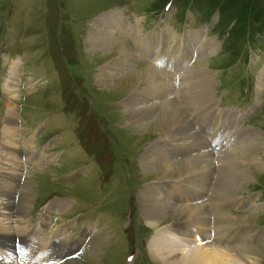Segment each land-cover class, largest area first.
Segmentation results:
<instances>
[{
    "label": "rangeland",
    "instance_id": "1",
    "mask_svg": "<svg viewBox=\"0 0 264 264\" xmlns=\"http://www.w3.org/2000/svg\"><path fill=\"white\" fill-rule=\"evenodd\" d=\"M109 16L113 23L118 22L114 34L137 57L133 71L153 65L166 84L188 77L192 70L199 76L202 70L209 74L214 98L205 108L200 106L195 112L190 108L192 128L205 141L202 135L212 131L208 128L212 121L221 124L229 119L226 114L234 117L231 124L227 121L229 129L221 130L227 131L228 137H213L219 146L212 145L213 149L221 151L208 146L213 155L208 163L215 169L209 189L213 191L220 177H228L221 160L234 157L232 178L246 194L240 199L259 208L231 204L223 210L237 216L260 215L253 227L260 231L258 236L263 232L260 241L245 245L264 252V0H0V169L21 162L19 177L8 173L17 184L10 228L27 225L31 231L38 226L48 233L51 227L47 225L56 224L64 226L57 229L67 230L66 237L71 235L69 241H76L88 225H95L96 229L90 227L92 233L84 247L56 256L48 264H92L98 260L100 264H163L150 245L157 230L168 225H152L140 201L148 188L164 182L157 175L164 165L152 170L142 165L147 149L154 144L158 148L163 140L156 135L133 136L127 126V95L98 83L102 67L116 61V56L107 53L110 48L94 57L88 46L96 30L93 25L102 23L103 27L98 26L101 32L113 30L106 22ZM138 35L149 37L145 41L159 38L161 42L148 54L139 48ZM208 43L212 50L206 49ZM158 50V54L178 52L184 61L189 58L180 67L160 68L154 55ZM15 64L19 67L18 88L13 95L6 85ZM128 72L115 71L120 76L116 83ZM172 90L179 95V89ZM212 104L216 105L214 111ZM12 112L18 130L15 159L1 153L8 148L5 127ZM163 145L178 160L189 161L196 154L188 153L186 146L176 154L166 142ZM29 151H38L46 159L39 165L24 164ZM185 177L167 182L184 190ZM188 187L187 193L200 190ZM209 196L202 201L210 200ZM61 200L67 201L69 208L59 210ZM5 202L0 197V203ZM172 203L183 208L188 201ZM26 208L22 220L24 216L18 213ZM2 218L0 223L5 222ZM173 223L171 228L181 232L188 225L183 229L181 220ZM1 262L22 261L1 258ZM259 263L264 264V259Z\"/></svg>",
    "mask_w": 264,
    "mask_h": 264
},
{
    "label": "bare ground",
    "instance_id": "2",
    "mask_svg": "<svg viewBox=\"0 0 264 264\" xmlns=\"http://www.w3.org/2000/svg\"><path fill=\"white\" fill-rule=\"evenodd\" d=\"M109 18L110 16L106 19V22L108 25H111L113 30L101 32V28H98V26H102V23L95 24L93 26L96 30L90 35V40L88 41L89 49L93 52L94 57L101 54L102 50L110 48L111 50L107 53L112 57L116 56V61L111 64L109 63L108 67H102L98 83L105 87L112 86L117 89L118 93H125L124 96L127 95L125 102L127 105L126 114H129L127 126L132 130L133 136L143 138L146 135H156L163 140L158 148L157 144L148 148L142 161L145 170H152L159 164L165 167L157 171L158 177L164 179V182L155 189L150 190L148 188L140 198L142 205H144L146 216L152 225L161 227L168 225L164 230H157L151 242L150 248L154 252L155 257L161 259L163 264H260L259 260L264 259V252L257 246L245 245L251 241H260V235L263 232L258 236L257 233L260 231L256 232L253 229L260 215L254 212L237 216L223 210L231 206V204H233L232 206L239 204L248 205L252 210L253 208H259L256 207L255 203H248L245 199H240L246 194H242L244 192L243 188L240 189L236 180L232 178L234 173L231 172L236 170L235 158L230 156L228 158L224 157V159L221 158L223 171L225 170V174L228 177L217 178L216 185L212 186L213 191H211L209 185H211V179H214L213 170L215 169H213L214 164L208 163L213 157L209 148L214 151L221 150L213 149L212 145L214 147L219 146L218 143L213 142L214 140L211 136L209 138L207 135H202L207 139L204 141L192 128L193 120L189 116L190 108L193 112L200 106H204L205 108V104H209L214 98L209 89V74L207 71L202 70L199 72V76L196 74L197 72L193 73L192 70L189 72L188 77H181L182 79H179L181 83L179 88V81H175L174 84L170 83L171 85L166 84V80L164 81L163 77H160V71L153 65H143L139 70L133 71V63L137 57L130 49L126 48L127 44L124 40L116 33L114 34L118 22L113 23L114 19ZM137 39L141 51L148 54H151L154 46L157 45L156 47H158L161 42L159 38L145 41L149 37L143 38L141 35H138ZM211 44L208 43L206 46L208 51L209 49L212 50ZM194 45L196 44L194 43L192 46ZM185 46L187 49L188 45L186 44ZM169 48L171 49V47ZM188 48L190 56V47ZM158 52L159 50L154 55L158 60L160 68L169 66L172 69L173 65L176 68L180 67L189 58L184 61L178 52L161 54H158ZM181 55H184V53H181ZM145 57L151 56L145 54ZM176 58L175 63L170 62V59L174 60ZM18 69L19 67L15 64L13 72L11 71V78L6 85L9 92L13 95L17 94ZM126 70H129L130 73L128 72L121 76L123 78L121 83H116L120 76H117V73L114 72H125ZM107 71H109V74L106 75ZM199 79L201 80L200 83L197 82ZM171 86L180 90L178 96L174 94ZM214 105L210 106L213 111ZM226 115L229 120L233 121L234 117L232 118L229 114ZM210 117L207 116V118ZM7 118L5 136L8 140L10 138V140L8 141V148L3 149L1 153L2 156L14 155L15 159V156L18 155V141L15 140L16 132H18L16 128L17 120L13 112ZM211 125L214 128L216 121H212ZM213 133L221 134L222 136L220 137L223 139L227 136L228 132L215 129ZM152 139L154 138H150L149 140ZM165 142L170 151H174L176 154L182 152L183 150L181 149H185L183 148L184 146H186L187 149L185 150L188 153L196 154L189 161L178 160L176 159L177 157H174L167 151L168 149L163 145ZM180 143H183V145ZM236 144L239 145V143ZM200 151L202 153L204 151V153L200 154ZM36 152L29 151L23 163L42 164L46 157L42 156L43 154L40 155L38 151ZM20 163L18 162L10 169L3 167L0 169L4 170V172L0 173V197L5 198L6 201L5 203H0V217H3L2 219L5 221L0 223V257H5L4 254L8 255L3 249H9L13 252V255H10L12 260L20 259L22 261L20 262L21 264H28L29 262L31 264H40V260L42 259L44 262L41 264H48L56 256L61 257L75 248L79 250L84 247L83 243L91 236L93 227L96 229L95 225H88L80 239L74 242L69 241L71 235L69 237L65 236L64 233L67 230L63 233L61 229L60 231L57 229L64 226L57 227L56 224L53 227L46 224L51 227V231L48 233L42 227L38 230V226L31 231L27 230V225L10 228V222L13 214H15L13 208L16 204L14 195L17 184L8 173L10 172L19 177L21 172ZM179 176H187L183 181L186 184L184 190L178 185L169 184L173 182H167L172 179L175 180L174 178ZM160 179L158 178V180ZM188 185H192L193 188L200 190H193V193L191 191L187 193L189 189ZM208 193H210V200L202 201L207 198ZM183 200L188 201V204L183 208H179V205L177 207L172 203V201L178 203ZM197 201L201 202L197 203ZM66 202L65 200L58 201V209L64 210L69 208V204ZM28 209L26 208L23 212L18 211V214L24 216ZM212 214L215 216L214 218L211 217ZM21 218L25 220V216ZM178 220H181V224L184 222L183 229L185 228V223H188L182 232L177 227L171 228L174 225L173 222ZM19 223L21 224V222ZM91 226L92 229L90 228ZM64 239L66 245L63 243ZM239 239H242V241ZM2 251L5 253L3 254ZM249 259H251V262ZM99 261H92V264H100L101 262ZM71 263L79 264L77 262L73 263V261H69L68 264ZM0 264L6 263L0 261Z\"/></svg>",
    "mask_w": 264,
    "mask_h": 264
}]
</instances>
